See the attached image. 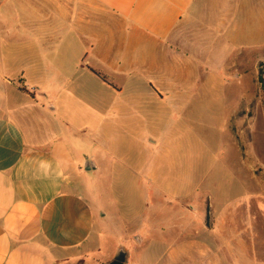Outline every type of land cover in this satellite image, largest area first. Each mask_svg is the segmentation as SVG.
I'll use <instances>...</instances> for the list:
<instances>
[{
    "label": "crops",
    "instance_id": "1",
    "mask_svg": "<svg viewBox=\"0 0 264 264\" xmlns=\"http://www.w3.org/2000/svg\"><path fill=\"white\" fill-rule=\"evenodd\" d=\"M0 40V264H109L114 256L94 254L116 232L71 187L72 170L88 161L69 146L71 114L54 97L59 77L65 108L81 87L64 81L74 68L117 92L145 86L182 111L205 96L201 56L220 53L214 65L225 71L264 57V0H0ZM243 55L240 66L225 63ZM251 211L223 202L212 229L160 244L154 264H264V213Z\"/></svg>",
    "mask_w": 264,
    "mask_h": 264
},
{
    "label": "rangeland",
    "instance_id": "2",
    "mask_svg": "<svg viewBox=\"0 0 264 264\" xmlns=\"http://www.w3.org/2000/svg\"><path fill=\"white\" fill-rule=\"evenodd\" d=\"M17 42L13 46L19 47ZM74 53L72 68L78 64ZM201 57L198 90L205 96L179 112L145 86L125 85L117 92L107 80L110 87L74 68L65 72L64 81L81 87L74 88L65 108L59 77L54 97L62 102L56 101L57 111L71 114L69 146L76 161L83 158L94 166L81 177L86 162H80L79 175L71 172V187L96 205V215H106L107 228L116 232L94 258L120 252L131 264L140 256L154 264L164 249L160 244L190 237L198 225L212 229L213 212L223 202H238L252 210L251 217L258 216L255 209L264 213V89L259 81L264 57L257 62L246 56V65L226 71L215 68L220 53ZM224 59L240 66L245 56ZM230 194L236 198H220Z\"/></svg>",
    "mask_w": 264,
    "mask_h": 264
},
{
    "label": "water",
    "instance_id": "3",
    "mask_svg": "<svg viewBox=\"0 0 264 264\" xmlns=\"http://www.w3.org/2000/svg\"><path fill=\"white\" fill-rule=\"evenodd\" d=\"M260 77L262 79L261 81L262 89H264V69L261 70ZM83 169L85 171L90 169L93 170L94 166L89 162H86L83 166ZM124 261H125V254L119 252V254L115 257V260L109 264H123Z\"/></svg>",
    "mask_w": 264,
    "mask_h": 264
},
{
    "label": "trees",
    "instance_id": "4",
    "mask_svg": "<svg viewBox=\"0 0 264 264\" xmlns=\"http://www.w3.org/2000/svg\"><path fill=\"white\" fill-rule=\"evenodd\" d=\"M262 69H264V65H261V64H260V65H259V72H260V73H261V70H262ZM260 73H259V74H260ZM96 75L100 77L99 74L96 73ZM100 79H101L103 82H105V80H104L103 77H100ZM259 81H260V83H261V81H262L260 75H259ZM19 91H21V92H23V93H26V91H25L24 88H19Z\"/></svg>",
    "mask_w": 264,
    "mask_h": 264
}]
</instances>
